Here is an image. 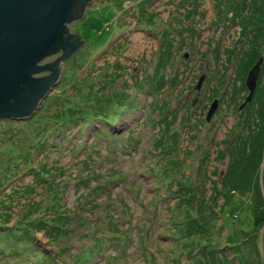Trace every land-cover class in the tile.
<instances>
[{"label":"rangeland","instance_id":"1","mask_svg":"<svg viewBox=\"0 0 264 264\" xmlns=\"http://www.w3.org/2000/svg\"><path fill=\"white\" fill-rule=\"evenodd\" d=\"M67 25L45 96L0 116V264H264V205L254 228L227 176L264 111V2L93 0Z\"/></svg>","mask_w":264,"mask_h":264},{"label":"water","instance_id":"2","mask_svg":"<svg viewBox=\"0 0 264 264\" xmlns=\"http://www.w3.org/2000/svg\"><path fill=\"white\" fill-rule=\"evenodd\" d=\"M88 0H0V116H29L60 71L58 60L74 52L81 43L67 22L84 12ZM61 48L50 61L40 59ZM262 56L248 68L244 84L245 104L252 99ZM43 68L47 74L34 75ZM201 78L197 82L200 84ZM215 109L213 103L206 118Z\"/></svg>","mask_w":264,"mask_h":264},{"label":"trees","instance_id":"3","mask_svg":"<svg viewBox=\"0 0 264 264\" xmlns=\"http://www.w3.org/2000/svg\"><path fill=\"white\" fill-rule=\"evenodd\" d=\"M243 3L245 0H242ZM250 1V0H249ZM264 2V0H262ZM245 6V4H243ZM238 10L234 12L235 15H237ZM260 16V13H259ZM259 16H256L257 18L253 19V27L252 32L250 36H253V39L261 38V28L258 27L259 25ZM246 20V19H245ZM255 24V25H254ZM256 28V30H255ZM258 32V33H257ZM43 58V57H42ZM251 103H248L249 106ZM257 110H252V113L249 117V122L252 127L249 128V130L246 132L244 138L245 144L242 148V159L241 161H232L230 164L231 166H234L235 168L241 167V173L239 175L234 174L231 172V174L227 175L230 177L231 188L234 190L238 189V192L243 193H249L251 199H253V208L254 209V215H253V226L256 228L258 225H260V222H262L263 216L261 213L258 212L259 207L263 204L264 200L261 193V188L259 187V184L263 186L264 190V172L260 173V165L259 161H261L262 158V150H263V144H264V122L263 124H260L262 121L259 117H261L262 113H264L262 108L257 107ZM260 125V126H259ZM250 159H252V163L249 164ZM260 173V174H259ZM260 175V176H259ZM255 199V200H254ZM261 203H260V202ZM44 225L45 221H43ZM43 223L39 226H42ZM47 223V222H46ZM50 223V222H49ZM48 223V225H49Z\"/></svg>","mask_w":264,"mask_h":264},{"label":"flooded vegetation","instance_id":"4","mask_svg":"<svg viewBox=\"0 0 264 264\" xmlns=\"http://www.w3.org/2000/svg\"><path fill=\"white\" fill-rule=\"evenodd\" d=\"M93 2V0H88L85 4H84V9L87 7V5H89L90 3H92ZM84 13V12H83ZM82 13V14H83Z\"/></svg>","mask_w":264,"mask_h":264},{"label":"bare ground","instance_id":"5","mask_svg":"<svg viewBox=\"0 0 264 264\" xmlns=\"http://www.w3.org/2000/svg\"><path fill=\"white\" fill-rule=\"evenodd\" d=\"M223 199V198H222Z\"/></svg>","mask_w":264,"mask_h":264}]
</instances>
